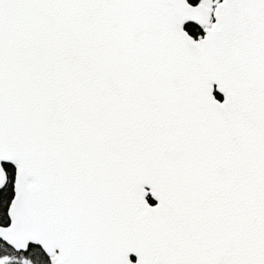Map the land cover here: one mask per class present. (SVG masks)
<instances>
[{
	"label": "snow or ice",
	"instance_id": "obj_1",
	"mask_svg": "<svg viewBox=\"0 0 264 264\" xmlns=\"http://www.w3.org/2000/svg\"><path fill=\"white\" fill-rule=\"evenodd\" d=\"M0 264H264V0H0Z\"/></svg>",
	"mask_w": 264,
	"mask_h": 264
},
{
	"label": "trees",
	"instance_id": "obj_2",
	"mask_svg": "<svg viewBox=\"0 0 264 264\" xmlns=\"http://www.w3.org/2000/svg\"><path fill=\"white\" fill-rule=\"evenodd\" d=\"M214 95L217 99H220L221 98V95H219L217 92H214ZM152 200L150 199L149 202H151Z\"/></svg>",
	"mask_w": 264,
	"mask_h": 264
},
{
	"label": "water",
	"instance_id": "obj_3",
	"mask_svg": "<svg viewBox=\"0 0 264 264\" xmlns=\"http://www.w3.org/2000/svg\"><path fill=\"white\" fill-rule=\"evenodd\" d=\"M213 87H214V89H215V85H214ZM214 92H216V91H214ZM217 93H218L219 95H221V98H220V99H217V98H216V99L222 101V100H223V96H222V94H220L219 92H217ZM154 204H155V201H154Z\"/></svg>",
	"mask_w": 264,
	"mask_h": 264
},
{
	"label": "flooded vegetation",
	"instance_id": "obj_4",
	"mask_svg": "<svg viewBox=\"0 0 264 264\" xmlns=\"http://www.w3.org/2000/svg\"><path fill=\"white\" fill-rule=\"evenodd\" d=\"M149 203H151V204H154V201L152 200L151 202H149Z\"/></svg>",
	"mask_w": 264,
	"mask_h": 264
}]
</instances>
